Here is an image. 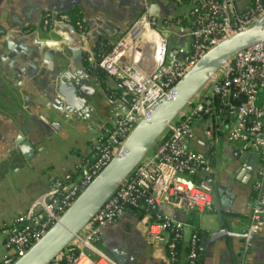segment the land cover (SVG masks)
Here are the masks:
<instances>
[{
    "label": "built area",
    "instance_id": "2783aa9c",
    "mask_svg": "<svg viewBox=\"0 0 264 264\" xmlns=\"http://www.w3.org/2000/svg\"><path fill=\"white\" fill-rule=\"evenodd\" d=\"M166 1L188 6L187 46L169 44L170 24H161L145 0L139 15L107 52L85 50L90 69L104 71L114 80L113 114L75 174L52 178L47 189L15 217L0 264H11L44 234L117 153L141 117L206 50L264 12V0H251L245 10L238 8L236 0ZM58 21L82 30L80 21L72 22L66 14L53 17L50 12L42 14L39 28L47 31ZM196 127L210 139L224 130L229 143L259 157L251 183L254 202L249 225L250 232L256 231L264 218V43L238 52L211 76L135 170L50 264H116L97 246L100 231L131 209L144 212L139 221L153 250L163 251L166 260L176 264V247L183 242L187 246L185 264H198V226L166 213V208H171L186 216L200 215L213 206V189L207 179L209 159L202 150L190 147ZM247 248L248 238L243 251Z\"/></svg>",
    "mask_w": 264,
    "mask_h": 264
},
{
    "label": "crops",
    "instance_id": "0c3cea01",
    "mask_svg": "<svg viewBox=\"0 0 264 264\" xmlns=\"http://www.w3.org/2000/svg\"><path fill=\"white\" fill-rule=\"evenodd\" d=\"M144 1L139 6L137 0H0V28L7 30V36L16 43L27 44L26 47H32L35 38L60 42V30H70V35L77 37L85 26L94 25V28L99 23L107 30L121 34V30L125 32L139 15ZM155 1L159 4L155 13L160 23L166 21L170 24V44L187 46L185 32L188 6L178 7L166 0ZM236 3L239 9L245 10L251 5V0H236ZM73 10L82 18V30L64 21L52 24L47 31L39 28L43 13L50 12L53 17H59L62 14L69 16L68 12ZM21 27L36 33V37L19 34L15 29ZM120 36L109 35L108 40L99 37L97 43L84 42L82 48L95 51L97 46L101 49L99 53L104 52ZM85 64L97 88L91 103L97 112L96 119L100 121L98 131L92 133L80 121H62L58 131L42 140H39V130L31 117L44 111L39 109V105L47 103V99L39 93L36 82L13 75L10 69L0 72V260L6 254L4 241L15 217L47 189L52 178L75 174L77 165L89 154L92 142L113 114L115 101L112 97L117 91L114 80L105 74L102 82L87 61ZM25 126L28 134H32V139L34 135L38 139L29 159L22 156L16 145V137ZM190 147L202 150L207 155L211 165L207 179L211 182V176L214 175L213 183H210L212 189L214 191L216 187L220 190L222 204L232 215V218H228L230 236L225 234L221 238H212L213 233L221 228L214 205L200 215L191 213V216L171 209L170 217L189 220L200 230L198 264H264V218L256 231H249L254 202L251 183L255 170L250 173L242 168L243 164L250 166L255 163L258 166L259 157L240 161L235 152L243 151L238 145L229 143L224 130L210 139L204 136L200 127H196ZM243 232H248L250 236L245 252L246 239L239 236ZM97 246L116 264H174L166 260L163 251H155L148 244L144 227L132 210L101 228Z\"/></svg>",
    "mask_w": 264,
    "mask_h": 264
},
{
    "label": "water",
    "instance_id": "95a60500",
    "mask_svg": "<svg viewBox=\"0 0 264 264\" xmlns=\"http://www.w3.org/2000/svg\"><path fill=\"white\" fill-rule=\"evenodd\" d=\"M137 1L141 6L144 0ZM148 1L150 11L152 13L158 11L157 1ZM92 26L94 25L85 26L84 31L77 37L71 36L70 30H60L62 36L60 42L35 38L32 47L16 43L7 36L9 33L7 30L0 28V72L10 69L13 75L24 76L30 82H36L39 93L47 99V103L39 105V109L44 111L35 115L36 117H31L39 130V140L58 131L62 127V121L83 122L92 133H96L100 127V121L96 119V109L91 103L97 88L85 64V50L82 45L84 42L95 44L99 37L104 40H108L109 35L117 37L122 35L124 30H121V34H116L107 30L101 23L98 27ZM15 30L21 35L32 34L36 37V33L28 32L24 27ZM260 43H264V12L244 29L206 50L173 85L170 92L141 117L124 138L117 153L79 192L59 218L11 264H50L135 170L163 136L167 126L211 76L238 52ZM35 142H38V139L35 135L32 139V134H28L26 126L16 137L17 148L25 159L32 157ZM235 155L244 162L247 158L257 159L256 153L248 151L238 150ZM242 168L252 173L256 166L255 163L250 166L243 164ZM213 180L214 175L211 176L210 183H213ZM222 203L221 192L215 187L213 205L218 211V223L221 228L213 233L212 238H221L225 234L230 236L228 218H232V215ZM166 213L170 215L171 208H166ZM239 236L250 239L248 232H243Z\"/></svg>",
    "mask_w": 264,
    "mask_h": 264
},
{
    "label": "trees",
    "instance_id": "16d2710c",
    "mask_svg": "<svg viewBox=\"0 0 264 264\" xmlns=\"http://www.w3.org/2000/svg\"><path fill=\"white\" fill-rule=\"evenodd\" d=\"M71 20L73 22H76V21H80L81 22V16L79 15V13L75 10L73 11H69L68 12ZM82 23V22H81ZM110 49V47H106L104 52H107L108 50ZM101 49L97 46H95V52L96 53H99ZM94 74L97 76L98 79H101L102 82L103 80L105 79L104 75L106 74L104 71H101V70H95L94 71ZM136 215L137 217L140 219L143 215H144V212L143 211H139V210H135V209H131ZM186 253H187V246L185 243L183 242H179L177 244V247H176V251H175V255H176V264H185V257H186Z\"/></svg>",
    "mask_w": 264,
    "mask_h": 264
},
{
    "label": "rangeland",
    "instance_id": "374dc122",
    "mask_svg": "<svg viewBox=\"0 0 264 264\" xmlns=\"http://www.w3.org/2000/svg\"><path fill=\"white\" fill-rule=\"evenodd\" d=\"M178 7H180V6H178ZM181 7H182V6H181ZM183 8H185V7L183 6ZM170 42H171V41L169 40V44H170ZM170 45H171V44H170Z\"/></svg>",
    "mask_w": 264,
    "mask_h": 264
}]
</instances>
